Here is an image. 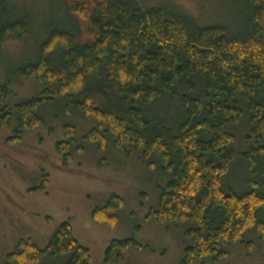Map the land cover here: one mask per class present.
<instances>
[{
	"label": "trees",
	"instance_id": "16d2710c",
	"mask_svg": "<svg viewBox=\"0 0 264 264\" xmlns=\"http://www.w3.org/2000/svg\"><path fill=\"white\" fill-rule=\"evenodd\" d=\"M63 1L76 28L50 30L34 56L0 84V128L14 122L6 143L19 144L24 133L44 125L45 107L59 106L66 117L95 122L81 142L75 127L64 126L65 140L55 144L63 166L83 152V144L99 151L110 146L128 156L138 152L148 166L159 164L166 184L146 219L185 227L180 264L219 262L227 257L224 248L241 242L251 229L264 239V223L258 220L264 194L236 195L222 188L236 157L227 129L243 116L257 144L242 154L247 169L254 171L264 160V0H238L245 18L232 34L220 25L199 26L166 5L142 9L138 0ZM28 25L27 14L0 0V49L5 40L24 38ZM24 77L41 85L40 95L6 108L13 80ZM160 102L174 106L180 117L153 118L148 109ZM250 139L246 136V142ZM48 183L42 173L38 189L45 191ZM122 206L112 194L92 212V220L112 228ZM129 248L142 249L133 239L111 241L105 260L115 251L121 262ZM245 248L251 251L252 244ZM57 257L62 264H91L69 221L43 249L19 239L3 264Z\"/></svg>",
	"mask_w": 264,
	"mask_h": 264
},
{
	"label": "rangeland",
	"instance_id": "374dc122",
	"mask_svg": "<svg viewBox=\"0 0 264 264\" xmlns=\"http://www.w3.org/2000/svg\"><path fill=\"white\" fill-rule=\"evenodd\" d=\"M17 14L29 17L28 34L18 40H5L0 49V84L16 67L29 61L35 47L55 28L73 30L75 20L67 13L63 0H9ZM140 8L166 5L191 17L199 26L220 25L228 33L241 30L245 18L238 0H138ZM41 85L34 78L13 80L12 94L6 108L41 93ZM166 104V103H164ZM151 116L173 121L180 117L174 106L166 108L162 102L148 109ZM44 125L21 136L17 145L7 144L12 136L14 122L9 128H0V264L13 251L19 239H30L43 249L58 226L70 222L74 239L85 247L91 264H180L187 243L184 226L161 225L146 216L156 208L158 196L166 181L159 173V164L148 166L140 153L128 156L110 146L99 151L83 144L81 154L63 166L55 151V144L65 140L63 128L75 127V138L83 135L95 122L76 114L62 115L59 106H47L41 112ZM168 120V121H169ZM233 135L235 160L222 179V188L236 195L247 192L264 194V160L254 171L247 169L242 154L255 148V138L249 132L246 118L228 127ZM246 136L251 139L246 142ZM48 176V188L39 190L40 177ZM115 194L123 200L112 228L92 220V212L103 207ZM258 220L264 223V211ZM133 239L142 249L129 248L118 262L116 252L106 261V250L111 241ZM246 243L252 244L247 251ZM227 257L219 262L210 259L194 264H264V239L255 230L245 232L241 242L224 248ZM62 258L46 259L40 264H62Z\"/></svg>",
	"mask_w": 264,
	"mask_h": 264
}]
</instances>
